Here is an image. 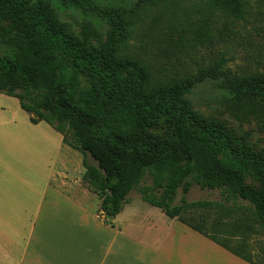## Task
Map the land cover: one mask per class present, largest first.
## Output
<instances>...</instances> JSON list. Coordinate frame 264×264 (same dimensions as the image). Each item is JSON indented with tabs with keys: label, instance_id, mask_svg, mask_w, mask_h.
I'll use <instances>...</instances> for the list:
<instances>
[{
	"label": "trees",
	"instance_id": "trees-1",
	"mask_svg": "<svg viewBox=\"0 0 264 264\" xmlns=\"http://www.w3.org/2000/svg\"><path fill=\"white\" fill-rule=\"evenodd\" d=\"M172 1L0 0V94L17 99L33 125L46 123L82 155V184L101 201L98 216L105 224L137 190L167 218L248 264H264V151L201 117L191 99L212 81L227 100L258 108L264 105V73L233 74L222 61L183 85L158 83L150 65L125 55V48L143 15ZM201 1L214 13L244 21L251 0ZM68 12L110 28L107 44L74 36L61 22ZM3 24L19 31L21 40L8 38ZM207 37L200 32L190 39L179 35V41L193 51ZM161 125L169 136L151 132ZM147 177L152 186L143 185ZM193 187L220 197L188 202Z\"/></svg>",
	"mask_w": 264,
	"mask_h": 264
},
{
	"label": "crops",
	"instance_id": "crops-1",
	"mask_svg": "<svg viewBox=\"0 0 264 264\" xmlns=\"http://www.w3.org/2000/svg\"><path fill=\"white\" fill-rule=\"evenodd\" d=\"M16 101L0 94V264H248L143 201L100 221L81 154Z\"/></svg>",
	"mask_w": 264,
	"mask_h": 264
},
{
	"label": "rangeland",
	"instance_id": "rangeland-1",
	"mask_svg": "<svg viewBox=\"0 0 264 264\" xmlns=\"http://www.w3.org/2000/svg\"><path fill=\"white\" fill-rule=\"evenodd\" d=\"M61 22L79 40L94 45L107 44L111 33L106 25L89 24L77 13L68 12L62 16ZM3 27L8 38L21 40V33L11 24H3ZM200 32L208 35L202 47L193 51L182 48L179 35L190 39ZM25 46L30 44L26 42ZM125 55L143 59L150 65L157 82L164 84L176 81L183 85L192 81L199 70L222 61L225 69L233 74L264 73V6L251 0L245 20L242 21L227 14L212 12L206 1L173 0L165 6L162 4L153 8L141 17V22L134 28L125 48ZM81 81L84 90L88 89L85 78H81ZM191 99L194 110L201 117L228 128L239 143L256 152L264 151V105L248 107L227 100L219 89V83L212 81L197 87ZM151 132L160 136L170 135V129L165 125L155 127ZM81 185L83 187L82 179ZM143 185L152 186V179L147 177ZM219 197L217 191H203L193 187L187 201H216ZM181 199L180 190L176 204H180ZM141 202L139 192H132L129 204L125 206V216H131L133 209L143 206ZM97 207L99 201L95 197L91 209ZM211 217L212 220L216 218Z\"/></svg>",
	"mask_w": 264,
	"mask_h": 264
},
{
	"label": "water",
	"instance_id": "water-1",
	"mask_svg": "<svg viewBox=\"0 0 264 264\" xmlns=\"http://www.w3.org/2000/svg\"><path fill=\"white\" fill-rule=\"evenodd\" d=\"M36 118V116H34Z\"/></svg>",
	"mask_w": 264,
	"mask_h": 264
}]
</instances>
